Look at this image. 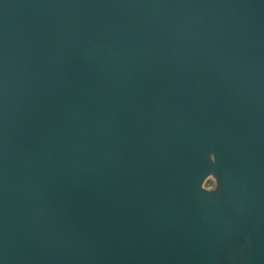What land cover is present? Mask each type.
<instances>
[{
    "label": "water",
    "instance_id": "water-1",
    "mask_svg": "<svg viewBox=\"0 0 264 264\" xmlns=\"http://www.w3.org/2000/svg\"><path fill=\"white\" fill-rule=\"evenodd\" d=\"M239 244L264 264V0H0V264Z\"/></svg>",
    "mask_w": 264,
    "mask_h": 264
},
{
    "label": "rangeland",
    "instance_id": "rangeland-1",
    "mask_svg": "<svg viewBox=\"0 0 264 264\" xmlns=\"http://www.w3.org/2000/svg\"><path fill=\"white\" fill-rule=\"evenodd\" d=\"M217 181H218V189L214 193H211V194H215L218 197H220L221 203L223 204V206L226 207L228 205V200H227L226 192L224 189V184L215 172L214 173L210 172V174L202 182L201 186L204 190L211 192L213 191V189L211 188L212 184L216 183ZM247 245L243 247H242V244L232 246V249H230V256H229V259H230L229 261L231 262V264H237L238 260H239V263L243 262V259L246 253L250 251ZM244 250H245V253H244Z\"/></svg>",
    "mask_w": 264,
    "mask_h": 264
},
{
    "label": "clouds",
    "instance_id": "clouds-1",
    "mask_svg": "<svg viewBox=\"0 0 264 264\" xmlns=\"http://www.w3.org/2000/svg\"><path fill=\"white\" fill-rule=\"evenodd\" d=\"M211 188L213 189V191L209 192V191H205L203 188L202 190L206 193H214L217 189H218V181L216 183H213Z\"/></svg>",
    "mask_w": 264,
    "mask_h": 264
}]
</instances>
